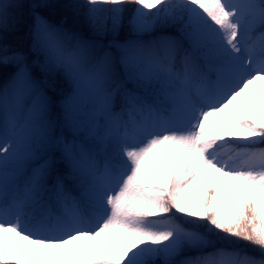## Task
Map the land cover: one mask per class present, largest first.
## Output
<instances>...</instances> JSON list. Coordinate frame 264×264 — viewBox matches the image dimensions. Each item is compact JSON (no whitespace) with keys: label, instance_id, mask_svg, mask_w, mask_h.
Wrapping results in <instances>:
<instances>
[{"label":"snow or ice","instance_id":"6c2138e0","mask_svg":"<svg viewBox=\"0 0 264 264\" xmlns=\"http://www.w3.org/2000/svg\"><path fill=\"white\" fill-rule=\"evenodd\" d=\"M50 6L0 0V264H264V0Z\"/></svg>","mask_w":264,"mask_h":264},{"label":"trees","instance_id":"16d2710c","mask_svg":"<svg viewBox=\"0 0 264 264\" xmlns=\"http://www.w3.org/2000/svg\"><path fill=\"white\" fill-rule=\"evenodd\" d=\"M23 7L15 10V14L23 18V24L19 30L10 32L7 35L8 44L17 50L27 51L31 45L30 37V25H31V12L32 5L38 3L39 0H22ZM51 4L47 8H38L36 11L40 12L41 15L45 16L50 22L55 24L63 23L65 27L70 29H86L83 21V15L75 13L73 10H70L65 7L69 0H49ZM137 6L129 5V12L126 14L128 17L132 15V10ZM128 34L127 20L125 21V27L122 29L121 35L126 36ZM157 32L155 35H159ZM152 36H145V39H151ZM7 72H11L12 69H6ZM234 131V130H233ZM235 142V141H233ZM203 195V190L200 192ZM179 215V214H178ZM245 251H250V249L245 248Z\"/></svg>","mask_w":264,"mask_h":264},{"label":"rangeland","instance_id":"374dc122","mask_svg":"<svg viewBox=\"0 0 264 264\" xmlns=\"http://www.w3.org/2000/svg\"><path fill=\"white\" fill-rule=\"evenodd\" d=\"M255 87L259 88V87H260V85H256Z\"/></svg>","mask_w":264,"mask_h":264}]
</instances>
